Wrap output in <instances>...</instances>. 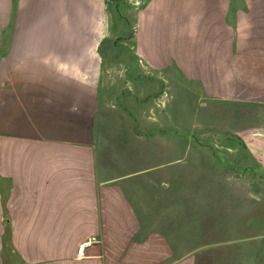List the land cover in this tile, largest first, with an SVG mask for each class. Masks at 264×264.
Wrapping results in <instances>:
<instances>
[{"label": "crops", "instance_id": "1", "mask_svg": "<svg viewBox=\"0 0 264 264\" xmlns=\"http://www.w3.org/2000/svg\"><path fill=\"white\" fill-rule=\"evenodd\" d=\"M163 83L253 121L197 194ZM263 106L264 0H0V264H264Z\"/></svg>", "mask_w": 264, "mask_h": 264}, {"label": "rangeland", "instance_id": "2", "mask_svg": "<svg viewBox=\"0 0 264 264\" xmlns=\"http://www.w3.org/2000/svg\"><path fill=\"white\" fill-rule=\"evenodd\" d=\"M164 82L169 83L165 75ZM165 83H163L162 101L158 107V113L161 115L159 120L160 126L165 130H173V134H163L162 142L164 146L178 144L179 147L158 156V175L175 173L179 178L178 181L186 180V176L190 175L189 177L193 179H188L191 181L189 185L197 194L206 186L204 177L209 174V161H205L204 165V154L211 155L210 159L216 161L223 162L224 160L223 152L217 150L214 154L209 146L211 149L217 148L219 143L227 141L228 138H235L239 142H249V136H247L249 134L246 131H249L247 128L253 124V121L250 112L236 104L213 102L196 97L192 100L191 96L186 95L178 96V100L174 101L171 89L166 87ZM183 88L196 90L187 87L185 83H183ZM175 110L178 111L177 116ZM241 110L243 116L240 115ZM260 115L264 116V106L260 108ZM258 123L264 125V118H260ZM260 135L264 133L260 132ZM195 162L198 164L196 165ZM237 170L242 174L245 173L244 169L238 168ZM169 186V183L163 182L158 185V188L167 191ZM259 201L260 208H264V192L261 194L260 191ZM194 205L196 209L204 206L201 201H196ZM7 255L8 264H23L10 250H7Z\"/></svg>", "mask_w": 264, "mask_h": 264}, {"label": "trees", "instance_id": "3", "mask_svg": "<svg viewBox=\"0 0 264 264\" xmlns=\"http://www.w3.org/2000/svg\"><path fill=\"white\" fill-rule=\"evenodd\" d=\"M8 235H9V231L6 229L5 233H4V242H5V244H7Z\"/></svg>", "mask_w": 264, "mask_h": 264}, {"label": "built area", "instance_id": "4", "mask_svg": "<svg viewBox=\"0 0 264 264\" xmlns=\"http://www.w3.org/2000/svg\"><path fill=\"white\" fill-rule=\"evenodd\" d=\"M89 243V242H88ZM84 252V245L80 246L79 250H78V255L81 256L83 255Z\"/></svg>", "mask_w": 264, "mask_h": 264}]
</instances>
